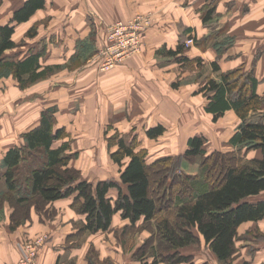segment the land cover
I'll use <instances>...</instances> for the list:
<instances>
[{
    "label": "rangeland",
    "instance_id": "374dc122",
    "mask_svg": "<svg viewBox=\"0 0 264 264\" xmlns=\"http://www.w3.org/2000/svg\"><path fill=\"white\" fill-rule=\"evenodd\" d=\"M7 4L6 0H2L0 3V14L3 12L2 10H4V7L5 9L8 8L9 5ZM142 14L152 16L150 12L141 13L140 15ZM151 18L152 20L150 21L147 29L154 24L153 17ZM13 20L14 15L11 21ZM118 21L111 24L108 23L104 27L102 26V30L105 29L106 32L103 45L106 51L112 44L111 41H109V28L112 24ZM4 22V20H0V25L2 23L4 24ZM7 24L10 26L14 25L15 31L17 30L16 25L13 24V22H9ZM39 24L40 23L32 25V27L28 30L27 35H24L23 37L18 36V43L17 46L14 47L15 49L13 48V53H6L9 58L18 60L20 58H17V56L23 57L24 49H22V46L25 42H29L34 39L33 37L36 35H33L38 32ZM102 24L104 25V22ZM41 28H43V24L40 25V29ZM92 30L95 33V29L93 28ZM97 30L98 33L95 34H97L96 36L98 37L99 29L97 28ZM33 32L34 34L32 35L31 33ZM187 33L183 32L179 40V43H183L185 45L184 53L186 55L189 49L197 44L196 40L198 39L194 33ZM36 38L40 37L37 36ZM191 38L194 41L192 43H188ZM142 40V46L139 52L126 56L121 60L119 59V61L112 66L107 65L108 55L103 52L104 50H99L98 54L96 53L92 58H90L93 49L89 46L84 47L80 53L77 54V56L67 59L65 64H60L61 67L54 70L52 74L25 87L20 86L18 79H16L13 75L10 68L2 69L0 74V139H3V135H7L4 133H8V130L14 126L17 129L14 130L13 136H20L25 141V134L41 125L42 116L45 111H49L52 114L53 127L55 129L57 118L54 114L55 110L51 108L52 106L44 109L40 115L41 119L39 124L34 128L31 127L34 125V123L31 122V117L34 113H36V107L40 105L38 104V100L47 94H51L47 93L51 91V82L57 81L58 83L56 88L59 90L60 88L67 89L68 87H71V89H78V87H81L80 89L84 90V92L88 94V85L92 83L90 79V73L92 70L87 69L84 73H80L81 69L92 65L93 61L90 60L97 58L96 60L94 59V61L98 64L97 68L102 72L108 73V77L111 78L116 71V66L120 65V63L123 64L126 60L131 61L130 58L134 55L141 54L143 51L144 35ZM208 40L209 43L212 42V38H209ZM208 40L206 39L204 42L208 43ZM228 44L229 38L226 37L222 43V49H225ZM103 46L101 45L100 49H102ZM43 54H46V52ZM174 58L177 59V57ZM176 63H178V65H174L173 70H169L171 72L174 71L173 74H169V71H165L163 73V76L166 79H175L172 83L169 82V84L168 80H164V82L161 83L162 92L166 94L168 99L172 97L173 101L171 107L166 108L163 105L160 107L159 111L164 114L160 120L164 122L166 127L163 134L154 138L148 136L147 130L158 125L151 126V123L153 122L150 121L152 119L150 117H140V115L146 113L145 110L149 107L147 103H143V97L147 94L146 89L142 88V111L140 109L136 110L137 116H133V118H131L126 116L124 110H120L121 97H118V92L116 91V87L120 86L113 85L112 89L110 85H104L101 90H97V88L94 89V87H92L93 95L95 94L97 98L100 97V101L103 103L99 106L101 111L92 110V112L89 113L88 110L84 109L77 117H72L71 119L76 133L68 134L64 128H61L63 130L62 137L53 141L54 147H57V145L60 146V143H66L68 140L69 144L71 141H77V146L72 147L70 144L65 154L71 157L69 166H71L78 174L79 179H86L94 184L101 180H115L121 183V170L124 168L125 163L129 159L125 158L123 161L124 164L121 165L112 157V154L119 149L118 141L121 138L125 139L128 144L134 145L137 151L146 152V160L148 163H153L159 158L171 157V159H169L166 163L163 162V164L160 165V167H162V171L159 170L161 173L158 177H156V179L158 178L157 182L159 179L161 180V182L158 183L159 188L156 195H163L164 192V197L161 199V205L165 208H169V206L176 204L178 195L186 196L188 193L187 184H190L191 182L190 178L198 181L201 180L203 176H206L207 180H210L211 175V181H213V179L219 177L221 169L216 163L213 164L211 159H207L206 155L213 151L226 153L232 151L233 149L236 150L235 146L229 143V138L233 134L234 130L238 128L241 123V119L232 112H226L217 120H214L213 116L211 117V115H208L207 112L203 110L202 103H207V95L201 91V88L205 85L209 78L219 79V72H213L210 65L208 66V64H204L203 61H189L186 64L177 61ZM75 74L77 83L74 85L72 82H74L73 79ZM56 76H58L57 79ZM241 81L243 82V79ZM86 84L88 85L86 86ZM243 85L244 83L242 86ZM52 86H55V84ZM148 87L151 88L152 86L149 85ZM157 88H159V86H157ZM112 91L113 94L111 93ZM67 92L68 91H62L60 93L67 96ZM102 94H104V96ZM95 96L94 98L86 96L87 98L89 97L92 109L97 105V102H95ZM107 98L110 99V102H107ZM123 98L121 99L122 103L124 101H128L123 100ZM261 98V102L259 103V112L264 113V96H261ZM27 119H30L28 124ZM64 119L67 120V118ZM130 119H133V121H130ZM17 130H24L26 132L18 135ZM56 130L59 129H55V131ZM201 133L206 137V154L198 156H185L184 152L188 148V139L191 136ZM20 146L23 145L21 144ZM10 149L4 151V158ZM260 152L261 150L259 149L249 150L244 148L240 150L239 153L247 160L259 155ZM3 157L2 159L0 158V214H4L5 206L12 208L13 211H18L19 207H15V200L21 195L29 194L28 192L30 190L31 183L28 178L31 176L33 169L44 164L46 152H32L21 162L20 168L16 172L17 181H15V188H10V185L6 181V176L3 175V172L5 173L7 167L4 163ZM178 174L181 178H177L176 175ZM124 187L126 188V185H124ZM111 190L114 191L117 196L118 189L113 187L110 191ZM110 197L112 198V196ZM112 199L115 201L117 198ZM259 199H264V191L259 195L250 197V200L252 201ZM64 200L65 201L63 202H65V204H63V207L66 210H68L70 202V206L77 211L78 203H76L74 195L64 197ZM12 202H14L15 206ZM49 204L43 209H40L37 206L35 207L34 204H32V207H35L39 212L43 223H47L49 220H52L53 222L54 220H57V230H59L60 233L70 230L66 240L62 242L64 250L61 255H58L56 262L53 258L50 260V264H116L111 255H109L108 258H100V249L94 243L90 245V237L93 238V240L95 238H102L103 240L108 241L110 244L109 246L115 251L120 248V264H139L142 260H140L137 256V252L142 249L141 247L148 243L150 244V242L158 244V241L162 239V236H159L157 221L144 225V220L141 219L137 222L135 227H127L120 219L119 211L115 213L116 215L119 214L117 219L114 218L115 214L113 215L111 225L107 230L84 231L80 225L83 220H78L76 222L73 221L72 224L69 223V221L66 222L67 215L63 212L59 213L57 208H50ZM19 210L20 213H22V209L19 208ZM112 223H114V225ZM17 228H15V230ZM49 231L51 230H48V233H44V235H42V237H44L42 240L40 237H38V239L37 237H29L28 235L23 236L21 240H19L18 244L20 258L13 261L12 264L47 263L48 261L44 262V260L45 258L48 259L49 251H51V253L54 252L53 250L45 248L47 245L46 240L49 236ZM252 237H256L257 241L255 242L260 243L258 242L261 239L259 234H254V231L249 230L241 231L236 242V252L227 262L217 261L214 252H212L210 247L201 239L199 242L182 249L184 254H188L190 256L189 262H161L162 264H246V261L244 260V253L254 251L255 249L254 244L256 243H253L254 241H252ZM162 243L163 242H161V244ZM153 244L150 246H153ZM163 246H165V244H163ZM159 249L162 251L164 250V248L160 245ZM165 249L167 250V248ZM57 252L58 251H56V254ZM152 258L153 257L150 256L148 257V260H152Z\"/></svg>",
    "mask_w": 264,
    "mask_h": 264
},
{
    "label": "trees",
    "instance_id": "16d2710c",
    "mask_svg": "<svg viewBox=\"0 0 264 264\" xmlns=\"http://www.w3.org/2000/svg\"><path fill=\"white\" fill-rule=\"evenodd\" d=\"M43 6L44 0H27L23 7L15 11L14 20L27 21ZM211 15L212 9L207 12L205 19L208 20ZM14 27L9 24L0 25V74L2 69L10 68L20 86L25 87L61 67L60 64H42L41 57L46 52L44 46L23 59L9 58L6 55L7 50L17 46L13 39ZM184 50L185 45L179 43L175 49H169L168 54L177 57L176 61L184 64L189 61L202 62L201 57L190 58ZM212 66L214 70H220L217 61ZM257 84L258 80L252 70L239 67L221 72L219 79L209 78L201 88L207 95L205 110L213 114L214 120L230 109H234L240 117L241 123L229 140L236 150L226 153L213 151L207 154L206 158L211 159L221 169L219 177L213 181L211 175L210 180L206 176L198 181L190 178L186 196L178 195L176 204L169 208L161 205L164 192L163 195H156L158 183L161 182L160 179L157 182L156 177L162 171L160 165L171 157L148 163L146 152L137 151L134 145L121 138L118 141L119 149L112 154L121 165L125 158L129 159L121 170V183L101 180L94 184L86 179H79L78 174L69 166L71 157L65 154L70 146L69 142L53 146V141L62 137L63 130L55 131L53 116L45 111L41 125L25 134L23 146L11 148L4 158L7 166L6 181L10 188H15L16 172L21 162L32 152H46L44 164L33 169L28 178L31 183L29 194L17 198L16 206L12 202L16 208L22 209V213L19 208L12 212L11 228H16L30 217L32 204L43 209L55 200L74 195L78 203L77 211L86 216L85 221L80 224L84 231L107 230L113 215L119 211L123 218L130 219L131 224L126 225L127 227H135L141 219L144 220V225L157 221L162 239L158 244L150 242L141 247L137 252L142 260L141 264H158L161 261L189 262L190 256L184 254L182 249L199 242V235L203 236L205 243L219 260L229 261L236 252L240 225L249 220L264 218V199L250 200V197L264 191V114L259 112L262 98L257 92ZM164 131L165 127L158 125L148 129L147 134L154 138ZM205 140L206 137L202 134L191 136L184 155H205ZM244 148L260 149L263 155L246 160L239 153ZM176 176L181 178L179 174ZM113 187L118 189L115 201L108 194ZM159 245L164 248L163 251L159 249ZM150 256L153 257L152 260H148Z\"/></svg>",
    "mask_w": 264,
    "mask_h": 264
},
{
    "label": "crops",
    "instance_id": "0c3cea01",
    "mask_svg": "<svg viewBox=\"0 0 264 264\" xmlns=\"http://www.w3.org/2000/svg\"><path fill=\"white\" fill-rule=\"evenodd\" d=\"M26 1L6 0L9 6L6 9L4 7L3 12L0 14V20L5 21L1 25L9 22L16 25L17 30L14 32L13 39L18 43V36L27 35L32 25L40 23L38 32L33 35H36L33 37L34 39L25 42L22 46V49H24L23 57L17 56V58L23 59L32 51L36 52L44 46L46 47V54L41 57V62L45 65L65 64L67 59L77 56L82 48L87 46L93 49L90 57L92 58L96 53L98 54L101 45H104L106 32L105 29L102 30V26L104 27L108 23L129 20L136 15L147 12L152 14L154 21V24L144 34L141 54L134 55L130 58L131 61L126 60L123 64L120 63L116 66V71L111 78L108 77V73L97 68L98 64L94 61L97 58L90 60L93 61L92 65L81 69L80 73H84L87 69L92 70L90 73L92 83L86 84V86L88 85V94L80 89L81 87H78V89L60 88L59 90L56 88L58 82L52 81L51 84H55V86L50 84L51 91L47 92L51 94H47L38 100L40 105L36 107V113L31 117V122L34 123L31 126L32 128L39 124L43 110L52 106L51 108L55 110L54 114L57 118L55 129L64 128L68 134L76 133L73 122H71L72 117H77L84 109L88 110L89 113L92 110L101 111L99 106L103 103L100 101V97L97 98L95 94L93 95L92 87L101 90L104 85H110L112 89L113 85L120 86L116 87L118 97H121L120 110H124L126 116L131 118L137 116L136 110L143 108L141 104L142 88L146 89L147 94L143 97V103H147L149 107L145 110L146 113H143L140 117L152 118L149 119L153 122L151 126L162 124L166 127L164 122L160 120L164 114L159 110L162 105L166 108L171 107L173 98L168 99L166 97V94L162 92L161 83L168 80L169 84V82L172 83L175 80L166 79L163 73L173 70L174 65H178L174 56L168 54V50L175 49L178 46L183 32H192L199 39V42L189 49L187 56L190 58L201 57L204 64L210 65L211 70L219 72V74L239 67L252 70L258 80L257 92L264 96V0H44V6L38 8L27 21H11L15 11L23 7ZM210 9H212L211 18L206 20L205 17ZM41 24H43V28L40 29ZM93 28L95 33H98L97 28L99 29L98 37L93 32ZM37 36L40 38H36ZM226 37L229 38V44L225 49H222V43ZM209 38H212L210 43ZM206 39L208 43L204 42ZM14 49L7 50V52L13 53L12 50ZM215 61L220 66L219 71L214 70L212 66ZM171 73L173 74L174 71H169V74ZM76 74L75 77L73 75L74 82L72 84L74 85L77 83ZM149 85L152 87L149 88ZM64 90L68 91L67 96L60 93L62 91L66 92ZM111 93L113 94V91ZM102 95L104 96V94ZM86 96L96 97L95 102H97V105L95 108L92 109L89 97ZM122 98L128 101L122 103ZM107 100V102H110V99L107 98ZM202 105L203 110H205V102ZM226 112H232L238 116L234 109ZM207 114L213 116L210 112H207ZM262 114L264 113L262 112ZM64 118H67V120ZM29 121L30 119H27V124ZM130 121H133V119H130ZM16 129L12 126L8 133H4L7 135H3V139H0L1 159L4 151L25 143L22 137L13 136ZM24 132L26 131L17 130L18 135ZM62 144L60 143V145ZM70 144L75 147L77 141H71ZM262 155L261 151L255 157H262ZM3 175H5L4 172ZM111 191L108 194L112 198H117L118 193L116 196V193ZM63 201H65L64 198L55 200L52 204H49V207L52 209L57 208L59 213L66 214V222L69 221L71 224L73 221H85L86 216L75 211L70 206V202L68 210H66L63 207V204H65ZM12 212V208L5 206L4 214H0V264H12L13 261L20 258L18 244L23 236L40 237L42 240L44 239L42 235L48 233V230L51 231H49L45 248L54 252L49 251L48 259L45 258L44 262L48 261L45 264H50V260L53 258L56 262L58 255H61L64 250L62 242L66 240L70 230L60 233L57 230V220H54V222L49 220L47 223H43L35 207L30 209V217L26 218L15 230V228H11ZM117 216L119 214H115L114 218L117 219ZM120 219L124 222V225L131 224L130 219L122 217L121 212ZM112 224L114 225V223ZM243 230L254 231V234L261 236L260 241H258L260 243L255 242L257 241L256 237H252L253 243H256L254 244L255 249L244 253L246 264H264V218L242 223L238 229L239 234ZM199 237L205 242L202 235H199ZM90 240V245L94 243L100 249L101 259L108 258L111 255L115 263L120 264V248L115 251L109 246V242L102 238L93 240L90 237ZM56 251H58L57 254ZM215 258L217 261H221L216 255ZM158 264H162V262Z\"/></svg>",
    "mask_w": 264,
    "mask_h": 264
},
{
    "label": "built area",
    "instance_id": "2783aa9c",
    "mask_svg": "<svg viewBox=\"0 0 264 264\" xmlns=\"http://www.w3.org/2000/svg\"><path fill=\"white\" fill-rule=\"evenodd\" d=\"M152 16L148 14L137 15L129 20H121L111 25L109 28V41L111 46H104L100 51L108 55V66L116 64L119 59L135 54L140 51L142 46V37L149 26ZM194 40L191 38L190 42Z\"/></svg>",
    "mask_w": 264,
    "mask_h": 264
}]
</instances>
